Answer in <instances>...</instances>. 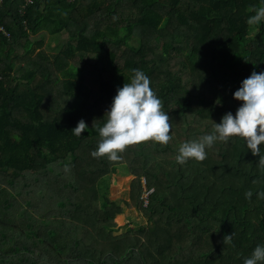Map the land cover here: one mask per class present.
Segmentation results:
<instances>
[{"label": "trees", "instance_id": "obj_1", "mask_svg": "<svg viewBox=\"0 0 264 264\" xmlns=\"http://www.w3.org/2000/svg\"><path fill=\"white\" fill-rule=\"evenodd\" d=\"M26 2L3 0L0 8V25L11 34H0V264H244L264 245L259 156L245 139L232 137L206 148L202 162L181 165L175 157L182 143L212 134L226 113L235 116L243 102L234 93L253 71L264 72V20L246 22L264 0ZM130 4L136 20L113 41L101 26ZM45 30L69 34L58 54L35 53ZM120 45L128 49L122 63ZM183 46L198 73L185 80L184 61H175L173 70L169 55ZM88 54H97L95 89L86 84ZM17 60L25 66L16 77ZM53 66L60 75L52 82ZM133 69L150 78L173 138L167 145L129 146L115 162L94 158L98 128ZM58 83L65 106L56 107L54 99L45 105ZM81 119L88 127L77 137L71 131ZM69 155L73 160L65 164ZM117 165L134 176L129 200L120 202L109 197ZM62 167L66 176H51ZM131 207L146 224L130 217L132 223L118 226L117 217ZM232 233L231 243H223Z\"/></svg>", "mask_w": 264, "mask_h": 264}, {"label": "clouds", "instance_id": "obj_2", "mask_svg": "<svg viewBox=\"0 0 264 264\" xmlns=\"http://www.w3.org/2000/svg\"><path fill=\"white\" fill-rule=\"evenodd\" d=\"M251 10L255 15L247 19V24H260L264 20V6ZM132 71L131 81L117 89L111 109L105 114L106 123L98 128L101 140L97 150L91 153L94 158L107 156L115 162L121 159L118 153L129 146L148 141L167 145L173 138L169 134L172 129L170 117L163 111L162 100L150 87V78L141 70ZM234 99L243 102L236 115L226 113L219 124L213 121L212 134L182 143L175 157L177 163L183 165L189 159L202 162L207 158L206 148L212 147L217 140L228 142L232 137H240L245 139L253 156H259L258 165L264 170V155H261L260 147L264 144V72L253 71L234 93ZM87 127L81 119L71 132L79 137ZM245 196L251 199L252 192H246ZM258 197L264 198V192L258 193ZM232 236L233 233L226 235L223 243H231ZM244 264H264V245H258Z\"/></svg>", "mask_w": 264, "mask_h": 264}, {"label": "rangeland", "instance_id": "obj_3", "mask_svg": "<svg viewBox=\"0 0 264 264\" xmlns=\"http://www.w3.org/2000/svg\"><path fill=\"white\" fill-rule=\"evenodd\" d=\"M125 3H129L128 0H125ZM125 3L121 2V5H124ZM137 15H138V11L135 8H132L131 4L126 5L123 8L121 7V9L117 13L113 14L111 21H109L108 23L104 22L103 25L101 26V29L103 32L107 33L108 36L113 41L122 39L123 37L127 35V31L125 30L124 27L129 25V21L135 22ZM66 16L68 15L64 14V17ZM108 26H110L112 30ZM254 33L255 32H251L250 34L251 39H254ZM41 34L44 35L45 40L38 48H36L35 53L38 52L39 49H41L44 52H46L48 55L58 54L60 50L68 43V40H69V34L67 32H62L60 34H51L49 30H45ZM36 38L39 39V36H37ZM134 41L135 40L133 38L127 40L129 44H134ZM161 44H159L158 48H160ZM127 51L128 49H126L125 45H120L118 56H117L118 62L122 63L123 59L125 58V55L127 54L126 53ZM187 51H188V48L186 46H183L180 52H177L176 50H171L169 52V55H171V58H172L171 59L172 63H174L175 61H184L185 67H184L183 72H181L180 74L181 79L183 80L190 79L191 76H195L196 74H198L196 71L192 72V70L190 69V64L187 61ZM15 53H21L19 47L16 48ZM96 55L97 54H88V63L84 65L85 73L87 74L86 84L87 86L93 89H95L96 85L94 82H92V73H93L94 68L93 66H91V63L95 60L94 56ZM75 61L80 63V60L78 61V57L75 59ZM21 65L25 66V61L17 60L16 69L14 71V74L16 75V77L19 76L20 73L22 72L21 70L19 71V67ZM80 65H82V63H80ZM178 66L179 64L174 63L173 70L178 68ZM194 66H195V70H199L198 64H194ZM51 70H52L51 81L53 82L55 78L60 75V72L57 69H55V66H53ZM54 88L55 89L51 91L48 98L46 99L45 105H50L51 101L54 99L55 101H57V103L55 104L56 107L65 106V103L67 102V100L65 99L64 96L60 94L58 90L59 83L56 84ZM72 160H73V157L69 155L67 159L65 160V164H68ZM117 166H118L117 173L111 176V191L109 192V197L116 202H120V200L122 199L129 200L130 183L134 176L128 174L126 167H124L123 165H117ZM67 169L68 168H64V167L60 168L59 170L56 169L55 172L51 174V176L55 177L58 172L59 173L63 172V176H66ZM37 194H40V192L38 191ZM144 198H147V192H145ZM18 200H21V198H19ZM23 207L25 208L26 206L23 204ZM138 212L139 211L134 207L127 208L123 214L117 217L116 219L117 225L123 226L125 223H128V222L132 223V221H130V217L133 219H136V218H138L139 220L142 219V223L146 224L147 220L144 217H142Z\"/></svg>", "mask_w": 264, "mask_h": 264}, {"label": "built area", "instance_id": "obj_4", "mask_svg": "<svg viewBox=\"0 0 264 264\" xmlns=\"http://www.w3.org/2000/svg\"><path fill=\"white\" fill-rule=\"evenodd\" d=\"M68 1L72 2L73 0H68ZM31 3H32V0H27L26 5H29ZM2 4H3V0H0V8H1ZM0 34H2L4 37H6L8 39L11 38V34L2 25H0ZM147 195H148V193H147ZM146 203H147V201H146Z\"/></svg>", "mask_w": 264, "mask_h": 264}, {"label": "bare ground", "instance_id": "obj_5", "mask_svg": "<svg viewBox=\"0 0 264 264\" xmlns=\"http://www.w3.org/2000/svg\"><path fill=\"white\" fill-rule=\"evenodd\" d=\"M24 11V10H23Z\"/></svg>", "mask_w": 264, "mask_h": 264}]
</instances>
